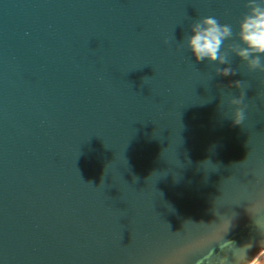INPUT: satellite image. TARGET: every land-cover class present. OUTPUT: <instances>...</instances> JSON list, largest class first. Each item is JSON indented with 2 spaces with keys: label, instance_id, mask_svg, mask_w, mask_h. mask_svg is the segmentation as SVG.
Here are the masks:
<instances>
[{
  "label": "water",
  "instance_id": "1",
  "mask_svg": "<svg viewBox=\"0 0 264 264\" xmlns=\"http://www.w3.org/2000/svg\"><path fill=\"white\" fill-rule=\"evenodd\" d=\"M247 2L0 0V264H234L264 247V72L229 56L216 76L182 44L208 16L235 32Z\"/></svg>",
  "mask_w": 264,
  "mask_h": 264
},
{
  "label": "clouds",
  "instance_id": "2",
  "mask_svg": "<svg viewBox=\"0 0 264 264\" xmlns=\"http://www.w3.org/2000/svg\"><path fill=\"white\" fill-rule=\"evenodd\" d=\"M247 11L240 19L235 30L229 24H221L214 16L201 18L192 23L183 41L192 60L196 63L207 61L215 64V75L226 78L234 75L229 67L221 68V65L230 63L229 56L237 57L248 73L264 72V0H248ZM235 40L225 50V41ZM168 41H165L167 44ZM222 49H224L222 51ZM149 79L145 80L147 84ZM245 82H236L226 87H234L240 90L239 95L227 99V108L233 126L245 123L246 105L245 96L247 88ZM231 244H236L230 241ZM239 249L250 250L251 245L245 244L237 247ZM234 264H254L245 259H234Z\"/></svg>",
  "mask_w": 264,
  "mask_h": 264
},
{
  "label": "rangeland",
  "instance_id": "3",
  "mask_svg": "<svg viewBox=\"0 0 264 264\" xmlns=\"http://www.w3.org/2000/svg\"><path fill=\"white\" fill-rule=\"evenodd\" d=\"M247 261L254 262V264H264V247L252 251V257H248Z\"/></svg>",
  "mask_w": 264,
  "mask_h": 264
}]
</instances>
